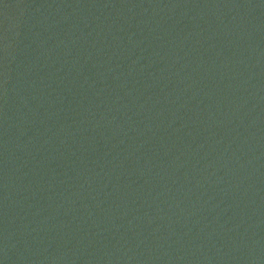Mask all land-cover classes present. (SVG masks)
I'll list each match as a JSON object with an SVG mask.
<instances>
[{"label":"water","instance_id":"95a60500","mask_svg":"<svg viewBox=\"0 0 264 264\" xmlns=\"http://www.w3.org/2000/svg\"><path fill=\"white\" fill-rule=\"evenodd\" d=\"M29 264H264V0H121Z\"/></svg>","mask_w":264,"mask_h":264}]
</instances>
